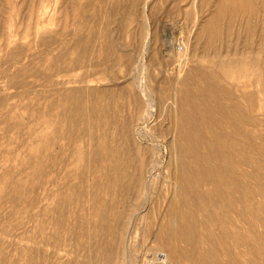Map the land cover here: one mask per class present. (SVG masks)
I'll use <instances>...</instances> for the list:
<instances>
[{
  "label": "rangeland",
  "instance_id": "374dc122",
  "mask_svg": "<svg viewBox=\"0 0 264 264\" xmlns=\"http://www.w3.org/2000/svg\"><path fill=\"white\" fill-rule=\"evenodd\" d=\"M219 1L0 0V264H264V0L210 42ZM236 109L259 167L222 171L217 205L201 184L204 216L171 176L187 134L233 140Z\"/></svg>",
  "mask_w": 264,
  "mask_h": 264
},
{
  "label": "bare ground",
  "instance_id": "6f19581e",
  "mask_svg": "<svg viewBox=\"0 0 264 264\" xmlns=\"http://www.w3.org/2000/svg\"><path fill=\"white\" fill-rule=\"evenodd\" d=\"M255 11H256L255 5L253 4L252 0H220L216 6L214 14L201 26L200 31H199L197 36L198 37H206V38H208V40L210 42H212L211 40H214L216 38V35L220 34L219 30H221V29H219L220 28L219 26H220V21L222 19L223 20L226 19L228 21L227 23L230 24L234 20H236L237 17L242 16V18H245V15H247L249 13H253ZM248 27H249V22H247V24H246L247 29H248ZM246 33H248V32L246 31ZM172 34H174V33H172ZM76 40H77L76 46L74 48L73 53L79 54L78 52H80V48L82 46H87V44L83 41L84 39H82L80 36ZM183 51H184L183 47H179L176 50L178 55H182ZM176 58L180 59L178 57H176ZM262 62H264V60ZM237 63L238 62L235 61V65H238ZM263 65H264V63H263ZM219 67L225 68L224 65L219 66ZM208 68L213 69L212 66L208 67ZM212 77H213V70L210 73L208 72V73L202 74L201 75V82L205 86L211 87L214 85V81H213ZM244 98L247 102L253 103V99L251 96H245ZM233 115H234V123L232 126V133H231V138L233 140L228 141L225 138V136L216 133L212 138L214 144H216L215 145L216 148L212 147V146L210 147L209 143L207 142V139H205L197 131L192 132L190 134H187L184 137V140H183L184 144L181 148L182 155L184 157V159L182 160V165H181L182 176L181 175L179 176L177 173L174 174V177L171 176L172 179L174 180L173 184L175 185V188H176V190H175L176 198L181 200L183 203L190 204V200H191L192 196L189 193H193V196L195 198L196 203L199 202V205H198L199 210L204 216L207 213V209H206V206L204 204L205 200L201 196L200 191H199L201 184L205 183L208 186H212V189H210V191L208 192V196L210 198V202L214 205L215 204L217 205L218 201L216 200V194L217 195L222 194L221 191L218 192V187L220 185L223 186V188L228 187L226 179H225L222 171L229 172L233 176H235V175L238 176L241 172L239 170L241 165L245 166V167L246 166L256 167V168L259 167L258 161H256V159L249 152V148L244 146L243 144H241L239 141L240 139H242L245 143H247L249 141L248 133L244 132L245 137H243L241 130L246 126L253 125V123H254L253 118L240 115L239 112L237 111V109L233 112ZM204 125H205V120L201 122L200 126L202 128H204L205 127ZM58 127L53 128L51 130V132L49 133L50 138H56L57 136H59V133L61 131ZM52 140H54V139H52ZM43 141H44V145L47 148L50 147L49 139H47V140L44 139ZM99 149H100V147H99ZM77 156H81V153H79ZM99 158H100L99 154H97V151H96L94 153L95 161ZM113 161H115V160H113ZM110 162H112V161H110ZM216 162H219V165L222 166L224 169L219 168L217 166ZM112 164H114V163H112ZM110 167H113V166H110ZM108 173H109V171H108ZM182 180L187 185V188H188L187 191L180 189L178 187V183ZM213 187H216V189ZM247 189L248 188H246V192L251 193V191H249V189L248 190ZM261 193H262V196H264V193L263 192H261ZM228 200H229V204L232 207H234L235 202L232 200L231 196H229ZM91 201L93 203L92 205H94V210H92V214H91L93 217V220L94 219H100V218H102L103 221L106 220L105 219V217H106L105 213L106 212L103 210H100V205H98V203H99L98 196L95 193L92 195ZM173 204H175V203H173ZM248 208L250 211V212L249 211L248 212L252 213V206L249 205ZM188 210H189V208H188ZM117 216L119 217L118 214H117ZM170 216L172 219H176V216H177L176 212L173 210L171 212ZM256 216H258V215H256ZM179 217H180V215H179ZM224 219H227V215H225ZM96 222H97V220H95V230L99 231V225ZM211 225H212V223H211ZM226 225L229 226V224H226ZM201 226L204 227L203 225H201ZM179 228H180V226H179ZM182 229H183L182 235L185 237L186 241L189 240L192 228L189 225H187V226H183ZM172 230H175V226H174V229L172 226H170V228L167 230L169 236H171ZM223 232H225L224 228H223ZM111 233H112V231H111ZM165 236H167V235H165ZM167 241H169V240H167ZM196 244H198V242ZM170 245L172 246V244H170ZM173 248H175V247H173ZM175 259L176 258H174V256L168 255V261H170V264H177ZM205 260H208V255L206 257H202V259L199 261L203 262Z\"/></svg>",
  "mask_w": 264,
  "mask_h": 264
}]
</instances>
